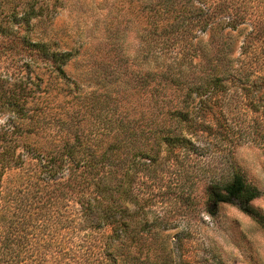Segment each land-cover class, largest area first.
Returning a JSON list of instances; mask_svg holds the SVG:
<instances>
[{"label": "trees", "instance_id": "obj_1", "mask_svg": "<svg viewBox=\"0 0 264 264\" xmlns=\"http://www.w3.org/2000/svg\"><path fill=\"white\" fill-rule=\"evenodd\" d=\"M36 4L0 0V62L6 64L0 70V264H133L123 246L124 203L134 176L161 166V146L168 157L193 151L191 138L208 128L205 112L231 100L239 122L226 125L222 140L250 143L264 153V0H217L214 8L212 0H157L160 23L145 36L154 37V48L167 61L155 75L161 97L154 119L144 125L142 114L126 125L115 119L107 140L80 153L71 145L58 157H39L23 143L22 152L35 161V171L23 175L26 155L16 151L15 138L30 117L27 103L38 96L39 78L29 70L20 75L14 63L49 61L50 71L66 79L62 67L70 58L26 37L29 22L40 14ZM156 92L149 97L155 104ZM206 178L208 214L231 204L264 224L250 205L259 192L235 166L209 171ZM156 227L151 221L146 231Z\"/></svg>", "mask_w": 264, "mask_h": 264}, {"label": "rangeland", "instance_id": "obj_2", "mask_svg": "<svg viewBox=\"0 0 264 264\" xmlns=\"http://www.w3.org/2000/svg\"><path fill=\"white\" fill-rule=\"evenodd\" d=\"M212 1L210 7H217V0ZM155 2L37 0L40 14L29 22L26 37L45 44L49 52H69L70 58L62 67L66 79L50 71L49 61L37 59L28 67L21 60L9 63L20 75L29 70L31 78H39L34 80L38 96L27 103L30 117L20 125L27 133L16 136V151L24 154L25 143L39 157H58L71 145L80 153L107 140L115 119L125 125L139 114L144 116L141 125L154 119L161 97L155 75L162 59L167 61L154 48V37L145 36L160 23ZM5 65L0 62V70ZM155 91L156 104L149 98ZM219 104L205 112L208 128L191 138L193 151L168 157L161 146L156 161L161 166L134 176L124 203L128 225L123 242L133 264H264V224L231 204H218L208 214L204 202L208 172L219 174L235 166L258 190L250 205L264 218V153L250 143L222 140L226 125L239 119L231 100ZM24 158L22 174H30L35 161ZM151 221L158 227L146 231Z\"/></svg>", "mask_w": 264, "mask_h": 264}]
</instances>
